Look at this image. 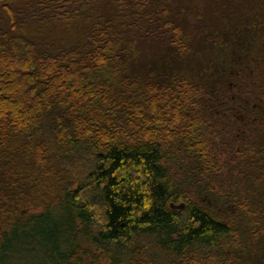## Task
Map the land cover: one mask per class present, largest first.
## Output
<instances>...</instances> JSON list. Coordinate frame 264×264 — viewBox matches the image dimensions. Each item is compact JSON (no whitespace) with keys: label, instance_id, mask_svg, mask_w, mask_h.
Masks as SVG:
<instances>
[{"label":"trees","instance_id":"1","mask_svg":"<svg viewBox=\"0 0 264 264\" xmlns=\"http://www.w3.org/2000/svg\"><path fill=\"white\" fill-rule=\"evenodd\" d=\"M245 40H264V0H0V264H233L223 248L243 244L264 264V198L242 203L251 232L169 211L183 194L153 128L165 116L153 102L135 115L159 85L139 84L138 60ZM19 183L61 190L21 222Z\"/></svg>","mask_w":264,"mask_h":264},{"label":"flooded vegetation","instance_id":"2","mask_svg":"<svg viewBox=\"0 0 264 264\" xmlns=\"http://www.w3.org/2000/svg\"><path fill=\"white\" fill-rule=\"evenodd\" d=\"M245 41L248 43L243 45L230 42L233 48L224 45L220 53H195L196 58H200L196 61L178 56L163 62L162 57L157 56L153 57V67L146 60H138L137 68L144 76L137 75L139 84L145 83L147 76L145 86L153 80L159 85L155 88V101H144L138 97L136 102L140 109L135 114L136 118H140L142 110L149 108L151 102L152 109L165 116V120L153 127L160 139L162 154L166 156L163 153L166 146L174 154L185 155L175 170L180 172V183H187V193L194 190L199 200H205L208 196L216 197L214 190L220 191L223 187L234 185L232 181L235 179L245 183L250 170L259 183L264 182L261 177H256L255 172V168L261 166L260 175L263 177L264 163H257L252 155L256 149L252 146V138L264 140V40ZM163 63L164 67L161 66ZM162 69L163 75L160 73ZM152 109L150 113L153 116ZM163 166L172 180V169L164 163ZM215 175L221 183H217ZM258 182L251 183L258 186ZM27 199L43 198H25L19 206L22 209L18 211V221L44 212L39 209L33 212L35 207ZM190 205L204 209L202 205L193 204L190 198H170L166 203L169 211L182 214L183 217ZM227 206L234 213L241 210L235 213L232 227L247 230L244 221L246 212H242L244 206L239 203L236 209V201L229 202ZM11 221L12 216H9L8 224L11 225ZM33 225L30 222L25 227L32 231ZM34 240L37 248H42V236L39 234ZM246 246L249 245L243 244L242 248L229 246L228 255L232 256L233 264H253V261L246 262L243 258L244 253H247L244 249ZM252 251L249 250L250 253Z\"/></svg>","mask_w":264,"mask_h":264},{"label":"rangeland","instance_id":"3","mask_svg":"<svg viewBox=\"0 0 264 264\" xmlns=\"http://www.w3.org/2000/svg\"><path fill=\"white\" fill-rule=\"evenodd\" d=\"M211 51V53L213 51H216L215 53H220L223 48L220 47L219 44H216V47H213L211 49H209ZM252 146L256 147L255 149V153L252 154L253 157H255L257 160L256 162L259 163L262 161V163H264V140L260 139V138H252ZM163 153L166 154V156L164 157L163 163L164 165L169 168L172 169V176L173 179L172 184L175 188L178 189V191L183 194L181 197L180 195H178L179 198H190L191 201H193V204H199L202 205L204 209L208 210L209 212L213 213L216 217H218L219 219L223 220L224 222H228L229 224H231L232 220L235 218V213L238 214V212L235 211V213L233 212L232 208H230V206H227V204L229 202L232 201H236V209L238 207V204L240 203L242 205L243 202H246L248 199H255V198H259L262 197L264 198V182L259 183L258 180L255 178V175H253L252 171H249V176L246 178L245 183L241 180L239 182L238 179L233 180V184L232 186L228 187H223V190H214V192H216V197H207V199L205 200H199L197 199V197L194 195V190L192 192H188L186 190V184L185 183H180L181 181L179 180V175L180 172L176 171L175 169H177L178 166H180V164L182 163V158L185 157V155H180V154H174L171 150H169L166 146L163 149ZM192 160H190L191 162ZM262 167H256V177L257 178H262L264 179V176L262 177V175H260V169ZM180 170V169H179ZM216 177V175H215ZM217 178V177H216ZM258 182V186L251 183V182ZM217 183H221L218 178H217ZM191 186V185H189ZM187 186V187H189ZM21 187L20 190H18L17 188ZM212 188V187H211ZM61 187L59 185L57 186H49L47 188H45L44 186L40 187L37 184H33V183H29L28 187L22 186L21 183H19L16 187H14L12 190H10V198H19L20 201H23L22 198H43V199H38V200H28L30 201L31 205H34V209L32 210L33 212H36L39 210H43L45 205L47 203H56L60 193ZM233 195V198H231ZM251 197V198H249ZM44 198H46L44 200ZM205 198V197H203ZM257 199H255L256 201ZM34 201V202H33ZM32 202V203H31ZM18 209H22L20 207H18ZM242 209V206H241ZM258 210H260V208L258 207L256 210H253L254 212H257ZM252 211V210H251ZM262 211V210H261ZM242 212H247V210H242ZM234 213V214H233ZM259 213L261 215L262 212L259 211ZM247 220V221H246ZM248 220L247 217L244 219V221L247 223V231L251 232L256 230L255 226H252V224H248ZM250 221H252L250 219ZM249 221V222H250ZM250 234H246L245 235V240L247 241L248 244L250 242L251 237L249 236ZM254 238L259 239L260 238V234L256 233V234H252ZM230 251V247H224L223 248V252L228 255V252ZM36 255L37 257H40L42 254L45 255L46 253L44 252V250L39 247L36 248ZM21 256H24V254L20 253ZM25 257V256H24ZM193 257V256H192ZM33 264V263H31Z\"/></svg>","mask_w":264,"mask_h":264}]
</instances>
